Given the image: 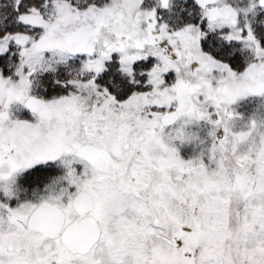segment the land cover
Masks as SVG:
<instances>
[{"label":"snow or ice","instance_id":"obj_1","mask_svg":"<svg viewBox=\"0 0 264 264\" xmlns=\"http://www.w3.org/2000/svg\"><path fill=\"white\" fill-rule=\"evenodd\" d=\"M0 264H264V0H0Z\"/></svg>","mask_w":264,"mask_h":264}]
</instances>
